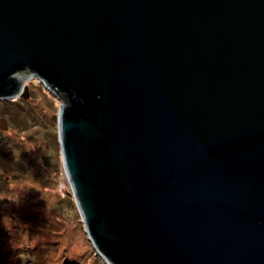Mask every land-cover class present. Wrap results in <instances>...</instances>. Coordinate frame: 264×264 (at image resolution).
<instances>
[{"label": "water", "instance_id": "water-1", "mask_svg": "<svg viewBox=\"0 0 264 264\" xmlns=\"http://www.w3.org/2000/svg\"><path fill=\"white\" fill-rule=\"evenodd\" d=\"M33 77L102 264H264V0H0Z\"/></svg>", "mask_w": 264, "mask_h": 264}, {"label": "rangeland", "instance_id": "rangeland-1", "mask_svg": "<svg viewBox=\"0 0 264 264\" xmlns=\"http://www.w3.org/2000/svg\"><path fill=\"white\" fill-rule=\"evenodd\" d=\"M25 84L29 90L27 98L23 100L18 96L11 99L14 101L7 100L5 104L0 101V118H4L7 123V128L0 129L2 136L7 139L5 149H9V156L17 162L13 170L0 171L8 181L6 189H11L10 194L13 196L21 195L28 200L38 201L41 207H53L54 209H49L61 217V220L69 219L77 229L76 233L85 235L91 241L85 231L61 159L58 125L53 119L58 113L60 101L36 77L28 79ZM17 108H21L23 112ZM36 192L39 197L33 195ZM21 205L18 201L13 203L12 208L16 210V214L23 213ZM27 216L35 221L32 214ZM50 220L51 218L47 219ZM96 256L102 264L97 253ZM29 262L30 258L26 259L25 255L20 257L19 264Z\"/></svg>", "mask_w": 264, "mask_h": 264}, {"label": "trees", "instance_id": "trees-1", "mask_svg": "<svg viewBox=\"0 0 264 264\" xmlns=\"http://www.w3.org/2000/svg\"><path fill=\"white\" fill-rule=\"evenodd\" d=\"M21 99L25 98L21 97ZM1 102L5 104L7 100ZM17 110L23 112L21 108ZM7 117L11 116L7 115ZM6 141L0 131V171L2 172L5 171L4 169L13 170L17 163L9 156V149H5ZM7 182L0 172V264H19L23 255L26 259L30 258L28 264H101L92 242L87 240L85 235L77 234V229L69 219L61 220V217L49 209H54L53 207L48 208L46 205L41 207L38 201L28 200L21 195L13 196L10 194L11 189L8 191L6 189ZM33 195L39 197L38 192ZM15 201L22 203L20 206L22 214H19L20 212L16 214V210L12 208ZM29 214L33 215L32 219L35 221L27 216ZM5 217L13 222L11 230L4 223ZM49 218L51 220L47 221ZM9 241L19 246L13 248ZM31 241L36 243L33 245Z\"/></svg>", "mask_w": 264, "mask_h": 264}, {"label": "clouds", "instance_id": "clouds-1", "mask_svg": "<svg viewBox=\"0 0 264 264\" xmlns=\"http://www.w3.org/2000/svg\"><path fill=\"white\" fill-rule=\"evenodd\" d=\"M4 223H5V225L9 228V230H11V228H12V226H13V222H12V220H11L10 218L5 217V218H4ZM10 234H11V232H10ZM25 240L27 241V238H25ZM9 243H10V245H11L13 248L19 246V245H16V244L12 243L11 241H9ZM35 243H36V241H31V244L34 245Z\"/></svg>", "mask_w": 264, "mask_h": 264}]
</instances>
